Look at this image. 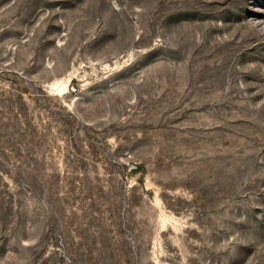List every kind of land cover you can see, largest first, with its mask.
Wrapping results in <instances>:
<instances>
[{"label": "rangeland", "instance_id": "1", "mask_svg": "<svg viewBox=\"0 0 264 264\" xmlns=\"http://www.w3.org/2000/svg\"><path fill=\"white\" fill-rule=\"evenodd\" d=\"M0 264H264V0H0Z\"/></svg>", "mask_w": 264, "mask_h": 264}]
</instances>
